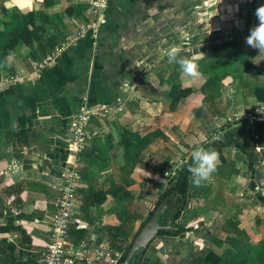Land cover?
I'll list each match as a JSON object with an SVG mask.
<instances>
[{"label": "crops", "instance_id": "obj_1", "mask_svg": "<svg viewBox=\"0 0 264 264\" xmlns=\"http://www.w3.org/2000/svg\"><path fill=\"white\" fill-rule=\"evenodd\" d=\"M261 5L264 0H107L105 22L94 40L89 36L77 39L49 66L30 73L32 61L40 59L86 19L88 0H51L47 6L42 0H0V19L29 10L45 15L39 43L50 39L49 49L40 58L22 62L21 50L28 49L17 46L20 51L14 48L8 52L0 67V76L12 72L23 76L0 89V264H40L61 168L71 159L67 136L72 116L81 104L121 106L109 117L91 119L83 148L90 157L97 154L89 152L93 144L103 147L108 134L115 140L119 127L136 129L162 114L167 121L163 132L143 148L142 167L137 165L126 174L118 171L122 165L118 149L107 152L104 166L92 165V158L80 153L68 241L106 240L120 250L115 264H125L127 245L149 211L170 200L176 209L183 202L182 209L172 221L165 218H170L169 227L162 229L166 231L158 232L128 264H203L208 251L226 261L235 251L231 237L220 229L227 219L237 229L246 226V236L258 241L264 226H253L248 203L240 204L246 214L219 215L221 224L217 223L219 218L210 220L205 213L212 207H207L206 197L192 198L196 186L191 183L188 167L197 145L214 149L223 146L220 163H234L236 172L229 178L235 187L227 191L223 188L218 196L226 199L224 195L232 196L234 190L240 200L254 194L256 198L257 191L264 189V103L257 102L250 90L255 85L264 86V75L243 74L242 60H235L223 77L226 84L205 99L195 89L178 101L169 119L164 113L167 100L162 90L168 74L174 72L183 84L198 87L200 76H184L179 66L173 68L167 62L165 52L170 46L183 49L208 37L228 36L231 40L203 50L204 57L231 60L242 49L250 63L264 67V52L259 54L246 43L250 29L258 24L255 10ZM77 14L82 17L80 21ZM195 58L198 61L203 57L198 52ZM9 65L13 67L10 72ZM145 105L156 114H150ZM214 135L222 140L214 141ZM113 178L116 183L120 178L130 179L125 189L134 202L155 196L140 222L131 220L122 203L125 198L121 202L110 192ZM190 198L194 203L191 210L197 214L191 221L183 218ZM257 202L264 219L263 199ZM215 208L227 211L230 201H222ZM231 209L236 210L234 205ZM199 214L207 219H200ZM122 218L124 222H120ZM191 226L197 227L188 230Z\"/></svg>", "mask_w": 264, "mask_h": 264}, {"label": "trees", "instance_id": "obj_2", "mask_svg": "<svg viewBox=\"0 0 264 264\" xmlns=\"http://www.w3.org/2000/svg\"><path fill=\"white\" fill-rule=\"evenodd\" d=\"M42 1L44 6H47L51 3V0ZM1 11L4 12V14L7 13L6 9L4 8H2ZM44 16L45 15L41 14L37 15V13L35 14V11L29 10L25 13L12 12L10 16H5V18L0 19V67L2 66V61L4 60L7 53L17 46H25L28 48V53L26 54V57H28V61L40 58L49 49L50 39L48 37L44 38V41L42 43H39V37L41 36V32H43L42 30L44 29V26L42 25L44 24V22L42 21L45 20ZM43 36L44 35H42V37ZM184 53L185 54H183V56L188 57L189 54L186 52ZM235 60H242L241 71L243 74L264 75V67L261 65H254L250 63L247 60L246 54L242 49L239 52H235L231 60L223 56L216 57L214 55L205 56L199 59L197 61L199 64V72L200 75H205V77H203L201 82H199L197 88L194 86L183 84L181 81H179L177 79L176 72L168 74L166 88L162 90V93L167 100V105L164 112L167 114V119H169V116L172 114V111L175 109L178 101L190 94L195 89H198L203 94V99H205L206 97H210L211 93L216 91L217 88L221 85V79L225 75L229 74L225 68L228 69V66ZM172 66L174 68L175 66L179 65L172 64ZM152 89L153 88H151V90ZM250 90L253 98L257 102L264 103V86L255 85ZM158 93L160 92L158 91ZM166 121L167 120L165 114H162L154 118L150 122L142 123L136 129L119 127L115 140H113V135L108 134L104 138L105 142L103 144V147H98L93 144V147L89 152H93V154L94 152H97V154L90 157L88 155V152L86 153L85 151H83L84 149L82 150L83 154L87 155L90 159L92 158V165L101 163L104 166V156L106 158L107 152L110 149H118L121 151L122 155V165L119 166L118 171L121 174H126L130 172L135 166L140 164L139 155L141 150H143L145 146L152 143L163 132V130L166 128ZM93 139H96V137H93ZM231 172H236L233 167H231ZM82 176L83 174L81 173L80 177ZM111 181L110 192L114 196H117L121 202L124 198L127 199L131 197L129 192L125 189L126 185L130 183V179L120 178L119 182L116 183L113 178ZM181 184L183 185V183ZM256 198L261 202L263 199L264 202V196L256 195ZM182 206L183 202L179 204L177 209L175 206L171 207V209L169 210H163V212L158 216L159 222L164 223L166 217H170L172 221L175 215L182 209ZM155 207H153V209ZM152 210L149 212L145 220L149 219ZM119 220L120 222L122 220L124 222V218ZM227 220L222 223L220 229L222 230V232L225 231L227 236H230L233 240L232 246L235 250L233 257L225 261L216 254L208 251L205 257L202 259L203 264H264V229L263 235L256 242H252L245 234L242 236H240L241 234H237L239 235V237L238 239H235L234 232H244L243 230L241 231L237 229L235 224L231 223L230 220ZM196 227L197 226H191L187 229L194 230V228ZM164 231L166 230H159L158 232L160 233ZM211 256L214 257L213 261L210 258Z\"/></svg>", "mask_w": 264, "mask_h": 264}, {"label": "built area", "instance_id": "obj_3", "mask_svg": "<svg viewBox=\"0 0 264 264\" xmlns=\"http://www.w3.org/2000/svg\"><path fill=\"white\" fill-rule=\"evenodd\" d=\"M106 4L107 0H88L86 19L60 42L54 44L40 59L32 61L30 73H36L49 66L64 48L77 39L89 36L91 40H94L105 22ZM230 40L228 36L208 37L197 43L186 45L182 51L195 57L199 51H205L213 44ZM22 77L18 73L0 76V89L19 81ZM142 77L143 72L137 75L138 80ZM120 110L121 106L113 104H81L72 116L71 128L67 136V154L71 159L64 161L61 168L58 196L54 202V210L49 216L48 242L41 253L40 264H115L120 256V250L109 245L106 240L94 241L85 238L76 242L67 240L68 226L74 220L72 213L79 178L78 170L81 166L79 155L88 137L87 126L93 118L103 119Z\"/></svg>", "mask_w": 264, "mask_h": 264}, {"label": "rangeland", "instance_id": "obj_4", "mask_svg": "<svg viewBox=\"0 0 264 264\" xmlns=\"http://www.w3.org/2000/svg\"><path fill=\"white\" fill-rule=\"evenodd\" d=\"M81 16L79 15V14H77L76 15V19H77V21H80L81 20ZM18 47H20V46H18ZM17 47V48H18ZM17 48L15 47V49L17 50ZM27 48V47H26ZM28 49V48H27ZM12 51V50H11ZM10 51V52H11ZM20 50H17V52H19ZM21 51H23V60H22V62H26V58H25V55L28 53V50H24V49H22ZM25 59V60H24ZM8 72H10V71H12L13 70V67H11L10 65L8 66ZM226 69V71H227V68H225ZM13 73V72H12ZM202 77H205V75L203 76V75H200V80L199 81H201V78ZM226 78H222V80H221V85L217 88V90L221 87V86H223L224 84H226V82H227V80H225ZM197 83H198V81H197ZM96 121H94V123H95ZM122 122H125V120L123 119L122 120ZM94 125V124H93ZM222 137H216L215 135H214V141H218V140H222L221 139ZM227 146H228V144H227ZM227 146H226V148H227ZM221 147H223V146H220L219 148H216L215 150L218 152V153H221ZM227 150H229V149H227ZM143 157V153H142V150H141V152H140V155H139V158L141 159ZM224 158V157H223ZM225 159V158H224ZM227 160V159H226ZM174 164H176V163H174ZM139 166H140V168L142 167V164H141V162H140V164H138ZM139 166H137V168L139 167ZM235 165H234V163L232 162H225V164H219V166H218V168H217V170H216V172H214L213 174H212V176H211V178H210V180H208V181H205V182H203L202 183V185L201 186H199V187H195L194 189H193V191L195 190V193H193V195H192V198L194 197V198H200V196H202L203 197V195H204V197H206V205H207V207H212V208H210L209 209V211H210V213H205V214H207V215H209V217H210V220H217V218H219L218 220H217V223H219V224H221V220H222V218H223V216L225 215V214H228V215H230L231 214V212H234L235 213V215L237 216V215H243V214H246L247 213V210L246 209H244V211H243V208L240 206V204H242L243 205V203H248V206L250 207V209H252V211H251V215H250V218H252V220H254V223H255V225L253 224V226H260V227H263L264 225V219H262L261 218V208H259V207H257V205L259 206V204H258V202H257V200H256V198H255V194L252 196V195H249V196H247V198L248 199H241L240 200V198H238V197H236L235 196V194H233V191H232V196L231 195H228V194H226V195H224V196H226V199H223V196H218L219 194H218V192L219 191H221V193H222V190H223V188L224 189H226V191H227V189L228 188H232V187H235L233 184H232V182H233V180H231L230 178H229V176L230 175H232V174H235V172H231V167H234ZM147 167H149V165H147ZM144 168V167H143ZM230 177H232V176H230ZM224 180H226V181H224ZM227 182L229 183V184H227ZM192 183V182H191ZM216 185L217 186H219L220 185V187H216ZM208 191H209V194H208ZM229 192V191H228ZM258 192V194L257 195H262V196H264V189H260V190H258L257 191ZM231 194V193H230ZM223 195V194H222ZM231 196V197H230ZM149 197V198H148ZM147 198H145L144 199V201L143 202H134L133 200H132V198L131 197H129V198H127V199H124L123 200V205L125 206L124 208L126 209V212L128 213V215L129 216H131V220H136V221H138V222H140L142 219L141 218H143L142 216H143V214L145 213V212H148L149 211V208L148 207H150V204L151 203H153V201H154V199H152L151 200V197H155L154 195L152 196V194H151V197L150 196H148ZM192 198H190V200H188L189 201V207L187 208V213H185V214H183L184 216H183V218H186L187 220H189V221H191V219L192 218H195L194 216H196L195 214H193V212H192V210H191V208H192V205H194V203H193V201H192ZM193 198V199H194ZM222 201H225V202H228V201H230V209H227V211H222V210H220V209H218V208H215L216 207V205L217 204H219V203H221ZM234 205V208L236 209V210H233V209H231V207ZM148 209V210H147ZM150 212V211H149ZM206 212V211H205ZM224 212H226V213H224ZM199 213V212H198ZM202 213V212H201ZM219 215H222V218L219 216ZM199 216H200V219H207L206 218V215H201V214H199ZM262 216H263V218H264V214H262ZM242 218V217H241ZM256 219V220H255ZM250 220V219H249ZM261 220V222H259ZM193 221V220H192ZM196 223V221H194L193 222V224L192 225H194ZM190 225V224H189ZM252 224H249V226H251ZM258 226V227H259ZM238 229L239 230H243V232L244 233H235V234H241L240 236H242V235H246V232H245V229H246V226H243V227H238ZM260 232V231H259ZM237 237H239V235H237Z\"/></svg>", "mask_w": 264, "mask_h": 264}, {"label": "clouds", "instance_id": "obj_5", "mask_svg": "<svg viewBox=\"0 0 264 264\" xmlns=\"http://www.w3.org/2000/svg\"><path fill=\"white\" fill-rule=\"evenodd\" d=\"M255 16L257 17L258 24L250 29L249 35L246 37V43L250 47L258 49L260 54L264 52V5L259 6L255 10ZM181 51L182 49L179 47L170 46L165 52L167 62L169 64H178L184 76L191 79L198 78L200 72L196 58L181 56ZM200 56L204 57V54L200 52ZM145 107L150 114H156L147 105ZM190 159L191 164L188 167V171L191 173L192 183L196 187L210 180L212 174L216 172L220 164L219 153L214 148H205L202 145H197L194 148Z\"/></svg>", "mask_w": 264, "mask_h": 264}, {"label": "water", "instance_id": "obj_6", "mask_svg": "<svg viewBox=\"0 0 264 264\" xmlns=\"http://www.w3.org/2000/svg\"><path fill=\"white\" fill-rule=\"evenodd\" d=\"M172 204L173 201L171 200L168 203L161 202L152 210L149 219L142 223L138 231L132 237L124 256L125 264L139 257L142 250L146 247L148 242L158 234L159 230L169 227L170 218H167L164 223H160L158 216L163 210H169Z\"/></svg>", "mask_w": 264, "mask_h": 264}]
</instances>
